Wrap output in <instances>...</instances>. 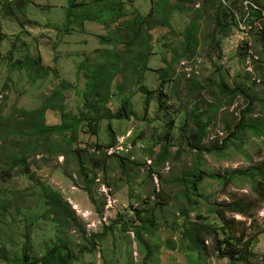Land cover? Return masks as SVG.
Returning <instances> with one entry per match:
<instances>
[{"label":"rangeland","instance_id":"1","mask_svg":"<svg viewBox=\"0 0 264 264\" xmlns=\"http://www.w3.org/2000/svg\"><path fill=\"white\" fill-rule=\"evenodd\" d=\"M12 1L23 0H0V107L4 115L13 107L27 111L38 109L62 81L72 86L64 92L66 112L78 115L82 109L79 94L86 84L85 69L81 71L80 64L87 61L88 66L93 68L103 61L106 50L118 52L119 46L114 47L100 40L114 29L108 23L110 15L105 12L102 20L81 24L83 10L79 9L75 13L79 16L78 20L68 23L66 12L70 0H27L24 11L21 4H12L15 15L10 7ZM121 1L129 20L136 14L138 17H141L140 14L149 16L154 3L158 2ZM227 1L230 5L239 2ZM170 2L175 4L177 0ZM201 5L193 8L188 4L190 12L174 15L173 28L160 27L154 31L153 55L145 70L142 69L139 75L136 72L134 76L120 73L115 78L107 108L111 112L120 108L123 95H119L115 87L127 79L129 92L126 96L133 104L134 116L111 121L102 119L95 131L87 122L80 123L72 148L81 149L83 159L94 152L97 157H102L105 152L110 157L107 161L109 170L98 173L96 182L91 186V194L80 174L76 157L68 160L63 154H29L27 162L33 179L22 169L15 168L6 174L5 181H0V196H5L10 202L0 211V247H4L11 257H21L24 244L28 242L30 257L38 260L48 251L58 248L62 240L76 257L72 264H232L229 258L213 253L211 240L206 242L207 250L203 258L197 253H190L181 241L182 227L187 220L219 227L221 219L217 213L210 211V205L240 201L249 202L253 207L251 219L236 215L237 221L246 224L242 230L247 233V238L253 239L250 252L255 254V258H251L249 264H264V205L258 202L246 174L260 172L258 177H264L263 84L255 69V65L264 67V18L256 20L247 15L246 3L242 8L239 6L240 13L236 19L232 17V12L228 14L232 29L229 37L223 40L214 25L207 21L202 23L201 38L214 33L220 46L215 45L214 51L204 46L196 60L182 61L174 66L173 80L179 81L177 94L172 91L176 84L166 86L163 94L169 97V101L162 107L157 100L147 107V98L139 89L141 85L150 92L160 88L156 71L172 64L173 52L181 47L183 32L190 24L193 12ZM99 12L94 13L91 7L93 15L98 17ZM28 57L40 58L44 67L58 71V78L50 74L44 79H36L26 70H12L11 63ZM163 57L167 63L163 62ZM249 70H253V74ZM187 73H192L204 90L190 91ZM140 76V82H136ZM237 86H242L248 97L238 95L235 99H223L218 87L232 91ZM248 106L252 113L242 117L241 113ZM195 109L213 120L203 146L209 149L222 147L224 140L229 139L223 151L202 154L189 147L182 129L187 124V132L190 130L191 123L186 122V115ZM241 119L246 125L259 124L262 136L251 129L236 133L235 128L240 125ZM60 121V113L47 112L46 124H58ZM171 121L173 126L170 131L167 124ZM109 124L116 139L114 149L106 147L113 141ZM167 131H170V137L168 147L164 148L163 138ZM231 133L236 134L231 137ZM8 139L10 142L12 136ZM2 140L0 138V149L4 145ZM96 145L102 147L99 152ZM120 162H125L124 168ZM198 165L206 175L223 178L212 179L204 175L200 183L201 196H193V202L189 204L184 196L186 187L179 185L178 179ZM37 182L63 196L86 231V236L74 225L63 226L48 216ZM184 213H188L189 217ZM138 215H149L155 219V232L143 234V240L152 252L148 260L146 250L135 236V229L141 225ZM28 233L30 238L25 235ZM168 240L177 243L176 251L164 246ZM0 264L7 263L0 259Z\"/></svg>","mask_w":264,"mask_h":264},{"label":"trees","instance_id":"2","mask_svg":"<svg viewBox=\"0 0 264 264\" xmlns=\"http://www.w3.org/2000/svg\"><path fill=\"white\" fill-rule=\"evenodd\" d=\"M225 2V3H224ZM224 2L220 0H177L174 4L170 0H159L154 4L149 16H140L131 20H123L127 17L124 8L125 5L121 0H91L90 3H80V0H70L67 11V19L69 22L77 21L79 16H75L79 9L83 10L82 17L84 20H102L105 12L110 15L108 23L111 25L117 24L116 28L109 32L107 36L100 37L102 43L111 44L118 47L116 52L106 50L102 56V62L99 61L98 66L89 67V63L84 61L80 64L79 69H85L84 77L86 84L82 92L79 94L82 100V109L78 115H71L66 112L64 92L69 87L70 83L62 81L56 89L50 92L44 100V103L38 109L27 111L13 107L10 112L4 115L3 109L0 107V138H3L0 149V181H5L6 174L15 168L22 169V172L29 178L33 179V174L30 173V166L27 162L28 155H38L40 153L59 155L63 154L66 159H74L76 157L77 164L80 169V174L86 182V188L91 194V186L96 182L98 173L100 171L107 173L109 170L107 161L110 159L107 152L103 156H96V152L87 159H83L82 150L79 148H72V144L76 141L78 127L80 123L87 122L92 131H95L98 122L101 120L113 119H129L131 115L134 116L133 104L126 94L129 92L127 87L128 80L116 85L115 89L119 95H123L120 108L117 112H111L107 108L108 102L111 98V92L114 87L115 78L118 74H140V71L145 70L149 58L153 55L154 35L152 32L160 27H172L173 17L176 13L187 14L192 5L195 6L202 3L198 10L192 14V19L189 26L183 32V43L179 49L173 52L172 64H167L165 68L158 69L160 88L156 92L144 86H140V92L143 93L147 100L146 106L154 100L158 101L160 107L169 101V97L163 94L166 86L176 84L172 87V91L177 94L179 81L175 82L174 66L182 61H194L200 55L201 48L209 47L214 51V46H220V41H217V36L214 33H208L204 39L201 38L202 23L208 22L217 28V31L223 36V39L229 37L232 27L229 25L228 14L236 19L240 13L237 9L242 8L243 4H247L245 9L247 15L255 17L256 20H263L264 18V0H239L234 4H228L227 0ZM27 0L15 2L12 4H21L23 11L27 7ZM20 5V6H21ZM14 7V6H13ZM12 7V8H13ZM91 7L94 8V13L100 11V16L91 13ZM11 11L15 15L14 8ZM137 15V14H136ZM95 17V18H92ZM236 17V18H235ZM74 18V19H72ZM25 26L24 24L22 25ZM173 28V27H172ZM219 39V38H218ZM264 44V38H262ZM121 47V49H120ZM110 58L111 61H110ZM163 62L167 63L165 57ZM110 61V62H109ZM40 58L28 57L26 60H17L11 63L12 70L28 71L29 75L36 79H44L50 74L58 78V71L41 65ZM261 63V62H259ZM256 72H259L263 84V100L264 107V67L255 65ZM142 74V73H141ZM142 76L136 80L140 82ZM132 79V78H131ZM190 91L204 90L195 79L187 81ZM215 86V85H213ZM223 87V84H222ZM218 87L223 99L227 100L230 97L235 99L238 95L244 94L242 86H237L232 91ZM206 90V88H205ZM161 104V105H160ZM48 111H55L60 113L61 121L58 124H46L45 117ZM251 109L242 114V117L251 114ZM200 113L198 109L192 110L186 115V122L191 123L190 130H186L187 124L182 129L183 137L188 141L189 147L196 150L198 153H213L220 152L226 148L229 139L224 140L222 147L216 146L211 149L203 146V140L207 137L208 129L213 124L212 117ZM173 121L167 124V128L172 130ZM253 130L257 135L262 136L261 126L259 124H244L241 122L235 128L236 133L246 130ZM170 131L164 133L163 147H168V140ZM109 132L113 141L108 144L107 148H113L116 144V139L112 131V125L109 124ZM236 133H231L234 137ZM12 139L9 142V137ZM15 140V141H14ZM9 142V143H8ZM11 146V147H10ZM10 147V150L8 149ZM102 147L96 145L98 152ZM77 154V155H76ZM76 155V156H75ZM123 160V159H122ZM121 167L124 168L125 162H120ZM92 171V172H91ZM92 173V176H91ZM247 178L252 182V189L256 194L258 202L264 205V177L259 172L246 173ZM210 176L212 179H222L223 177H216L215 175H206L198 165L193 171L185 172L184 176L178 179V184L186 187L184 196L188 203L192 204V198L199 197L200 183L205 178ZM228 181L229 179H225ZM39 187L40 195L47 206V214L54 218L59 224L70 227L74 225L80 230L84 236L87 235L83 226L76 218L75 213L71 210L70 205L65 202L63 196L56 190L45 186L39 182L36 183ZM10 205V202L5 196H0V211ZM255 207V205H254ZM210 211L217 213L221 219L222 225L216 227L211 224H200L197 221L187 220L184 227H182V242L185 249L190 253H197L200 258H203L204 251L207 250L206 242L211 240L214 254L221 258H229L232 264H249L251 258H255V254L250 252V247H253V239L247 238V233L242 230L246 224L242 221H237L236 215H240L245 219H251L253 207L249 202L244 203L240 201L214 203L210 205ZM189 217L188 213H184ZM141 225L135 229V236L140 245L146 250L147 260L152 257V252L149 244L143 240V234L146 232H155V219L149 215L142 217L138 215ZM200 218V217H199ZM237 233H240L238 236ZM225 237L221 238L222 235ZM30 238V234H25ZM100 238L99 236H93ZM170 251L177 250V243L173 240H168L165 245ZM28 242L24 244V253L21 257H11L4 247H0V259L7 264H72L76 258L73 253L68 250L65 243L60 240L58 248L48 251L41 259H34L30 257L27 251Z\"/></svg>","mask_w":264,"mask_h":264},{"label":"clouds","instance_id":"3","mask_svg":"<svg viewBox=\"0 0 264 264\" xmlns=\"http://www.w3.org/2000/svg\"><path fill=\"white\" fill-rule=\"evenodd\" d=\"M159 1V0H158ZM221 1V0H220ZM90 3L91 2V0H85V1H83V0H80V3ZM121 3H123L122 1H121ZM155 3H157V2H155ZM154 3V4H155ZM124 4V3H123ZM68 11V10H67ZM150 14V13H149ZM75 16H77V15H75ZM81 17H80V21H81V24L82 23H84V22H86V21H95V20H84L85 18L84 17H82L83 15H80ZM137 15H135L134 16V18L136 17ZM141 16H148V15H141ZM66 19H67V12H66ZM72 19H74V18H72ZM68 20V19H67ZM123 20H129V19H126V18H124ZM68 23H71V22H69V20H68ZM114 26V29L116 28V26H117V24H115V25H113ZM170 28V27H169ZM113 29V30H114ZM158 29V28H157ZM155 31V30H154ZM154 31L152 32V34L154 35ZM107 36V35H106ZM155 37V36H154ZM153 44V43H152ZM41 60V59H40ZM42 65V64H41ZM43 66V65H42ZM250 72L249 73H251V74H253V70H249ZM193 74L192 73H187L186 74V77L188 78V79H186L187 81L188 80H190V79H194L193 78V76H192ZM245 92V91H244ZM240 96H243V97H248V96H246V93H244V94H240ZM239 96H237L236 98H238ZM246 100H249V98H245ZM253 100L251 99V102H252ZM252 105L253 104H251L250 106L252 107ZM250 106H248V108H247V110L246 111H244V112H247L249 109H251L250 108ZM243 112V113H244ZM243 113H241V114H243ZM242 116V115H241ZM241 122H243V120L241 119V121L239 122V123H241ZM110 149H114V147L113 148H110Z\"/></svg>","mask_w":264,"mask_h":264}]
</instances>
